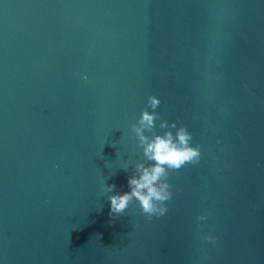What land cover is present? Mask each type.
Wrapping results in <instances>:
<instances>
[{
  "label": "water",
  "instance_id": "95a60500",
  "mask_svg": "<svg viewBox=\"0 0 264 264\" xmlns=\"http://www.w3.org/2000/svg\"><path fill=\"white\" fill-rule=\"evenodd\" d=\"M151 95L202 156L113 220ZM0 264H264V0H0Z\"/></svg>",
  "mask_w": 264,
  "mask_h": 264
},
{
  "label": "clouds",
  "instance_id": "9594fccd",
  "mask_svg": "<svg viewBox=\"0 0 264 264\" xmlns=\"http://www.w3.org/2000/svg\"><path fill=\"white\" fill-rule=\"evenodd\" d=\"M87 75L83 79L87 80ZM161 101L151 95L138 122L131 125V131L138 137L143 149L144 159L135 164V172L128 178V191H115V184H106L105 190L114 193L108 197L111 203L110 215L118 218L135 201L139 203L142 214L151 220L167 213V202L172 199L171 172L178 171L188 164L200 162L202 152L199 144L193 145V134L187 126L177 127L175 121L169 124L161 120L159 127L167 129L162 134L155 131L159 113L155 111ZM149 109H152L151 111ZM175 129V132L172 131ZM146 132L153 133L147 135ZM128 169V165L123 167ZM198 219H205L201 215ZM207 239L214 241L215 238Z\"/></svg>",
  "mask_w": 264,
  "mask_h": 264
}]
</instances>
